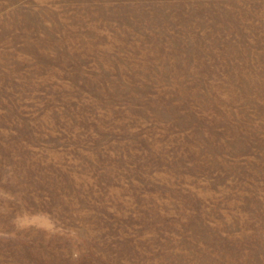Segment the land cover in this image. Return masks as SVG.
Returning a JSON list of instances; mask_svg holds the SVG:
<instances>
[{"label": "rangeland", "instance_id": "1", "mask_svg": "<svg viewBox=\"0 0 264 264\" xmlns=\"http://www.w3.org/2000/svg\"><path fill=\"white\" fill-rule=\"evenodd\" d=\"M0 264H264V0H0Z\"/></svg>", "mask_w": 264, "mask_h": 264}]
</instances>
